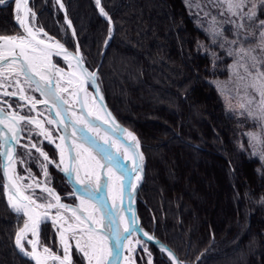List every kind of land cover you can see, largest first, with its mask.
Wrapping results in <instances>:
<instances>
[{"label": "trees", "instance_id": "1", "mask_svg": "<svg viewBox=\"0 0 264 264\" xmlns=\"http://www.w3.org/2000/svg\"><path fill=\"white\" fill-rule=\"evenodd\" d=\"M61 3L74 35L55 0H30L34 24L69 49L78 43L86 66H97L109 108L135 133L144 158L135 200L140 225L167 244L181 264H264V156L250 135L256 123L229 108L218 87L236 57L227 52L239 45L220 38L214 44L202 10L190 0H100L107 17L95 0ZM262 9L257 6L258 19H264ZM257 23L248 24L256 34ZM225 25V36L234 39L232 25ZM14 33H19L14 0H6L0 5V34ZM250 43H258L256 35L244 46ZM54 61L65 66L59 57ZM36 142L56 161L50 144ZM39 161L34 149L26 150L25 166L36 176H41ZM45 180L63 200L75 201L53 164L47 165ZM224 190L230 199L222 197ZM21 224L0 194V264H27L14 244ZM146 246L152 264H173L153 244ZM138 252V264H147L146 254ZM72 260L85 264L74 246Z\"/></svg>", "mask_w": 264, "mask_h": 264}, {"label": "snow or ice", "instance_id": "2", "mask_svg": "<svg viewBox=\"0 0 264 264\" xmlns=\"http://www.w3.org/2000/svg\"><path fill=\"white\" fill-rule=\"evenodd\" d=\"M24 2L27 3V0H24ZM95 2L98 6L100 5V0H95ZM5 3L6 0H0V5ZM20 4L21 0H16L17 10H19ZM258 5L264 6V0H217L216 6H223L224 10L232 17H238L239 22L236 20L227 21L234 25V39L229 40L228 37L223 35V31H217L216 29H212L211 35L214 44L219 37L230 45H239V47L229 50L227 55L238 56L239 60L236 64L243 67L245 72L253 77V83L249 87L253 88L260 96V100L257 102L259 118L264 121V70H262L264 69V19H258L257 17ZM246 8L247 11H245ZM27 12L30 13L31 10L28 9ZM100 13L105 17L108 16L102 7ZM262 14H264V9H262ZM16 19L19 21L23 33L15 36H0V41L3 42L0 43V79L5 76V71L8 75L14 74L17 78L22 77L29 89L32 88V85H35L34 91L39 92L41 96H45V99L33 102L34 98L25 96L23 94L24 88L19 87L20 101H27L32 109H35L36 104L43 103L46 107L50 106L51 109L56 110L55 115L59 119L47 121L49 125L57 124V130L62 127L65 133L60 137L61 143L56 144L60 157L56 167L73 177L76 184L83 189L82 192L72 193V195H77L80 200V205L77 207L61 203L60 196L56 195L53 189L47 187L42 189L43 192L48 194L44 198L47 203H38L40 197L33 198L25 195L21 191V186L17 184V180L9 175V169L11 168L14 172L17 163L13 144L14 142L19 143L20 135L28 125H35L40 130L37 134L43 135L50 143L53 142L52 134L44 127L43 122L35 117L20 115L15 111L6 113L4 107H0V167L3 168L4 175L9 181V183L3 185V188L8 193V204L12 211L18 215L22 214L26 218L23 227L16 233V246L24 255L34 260L35 264H50V262L51 264H73L70 254L73 244L70 241H74L75 249L87 260V264H109L108 258L115 254V250L110 247L111 241H116V248L118 249L121 246V239H127L125 234L133 232L136 225L135 216L131 221H127L125 217L121 216L124 196L123 182L126 179L123 169L127 168V165L121 164L118 156L109 149L115 148L117 154L122 155L125 160L131 162L133 167L130 171L134 174V179L138 183L142 178L140 173L142 172L144 159L143 154L138 151L139 141L132 132H128L126 129L123 131L131 141L126 145L118 144L108 134L107 130L101 135L102 129L97 121L110 125L114 131H120L119 125L115 124L111 113L105 112L102 117L97 112L88 109L86 99L78 111L73 110L68 101L61 95L67 92L68 89L61 88L59 80L54 81L52 79L53 75L61 76L64 70L56 68L51 63V56L53 53L59 56L63 52L64 60L69 61V68H72L71 61L74 60L75 69L69 75L79 79L81 85L90 82L98 94L96 73L89 71L84 66V58L79 54L78 49L76 54H72L68 53L58 41L54 44H46L45 40L39 38L41 33L47 36L42 28L33 30L26 19H21L19 15ZM245 20L248 22L258 21L256 27L260 29V39L254 47H244V42L256 35L255 31L244 22ZM109 31L111 32V29ZM242 34L243 39H241ZM49 39L51 38L49 37ZM219 46L223 48L224 43ZM256 48L261 50L259 59L256 55H253ZM56 49L60 51H55ZM246 58L251 60L250 67L255 69V73L250 71L248 64L239 63ZM231 67H235V65ZM15 83L19 86L20 79H16ZM79 90L85 91L83 87ZM0 95L14 97L17 92L5 91ZM85 96H87L86 91ZM98 99L102 101L103 97L99 96ZM252 102L253 100L250 99L249 103ZM0 103L6 102L0 101ZM11 107L12 105L9 104L8 108ZM240 107L244 108L245 105L242 104ZM101 108H103V105H101ZM86 109L88 110L86 111ZM248 115L256 117V113L253 112H249ZM69 129H71L70 132ZM250 135L253 139H256L255 135ZM28 138L31 140V135ZM66 142H70L67 150L65 148ZM24 147L29 151L35 149L43 158L41 167L45 176H47V165L55 163V161L51 160L48 154L34 143L30 144V147L29 145H24ZM17 179L23 178L17 177ZM27 187H31V185ZM37 187H39V184H37ZM128 187L130 189L128 195L131 198V189L135 185L130 183ZM105 188L109 189L111 193L109 196L111 204L108 205L107 211H105L103 198L98 195ZM50 198H54L55 203ZM51 209H57L56 215L51 218V223L54 226H59L57 235L63 255L53 252L47 246L38 247L40 243V226L49 220ZM61 209L70 212L75 223H68V218L59 211ZM128 211H131V208ZM65 224H67V227H65ZM29 234L35 239H28ZM23 242L31 245V251L25 250ZM162 250L167 252L174 264H180L171 250L163 247ZM149 264H151L150 261Z\"/></svg>", "mask_w": 264, "mask_h": 264}, {"label": "water", "instance_id": "3", "mask_svg": "<svg viewBox=\"0 0 264 264\" xmlns=\"http://www.w3.org/2000/svg\"><path fill=\"white\" fill-rule=\"evenodd\" d=\"M57 5L59 6V8L62 10V12L64 13V18H65V21L66 23L68 24L72 34L74 35V29H73V26L69 20V18L66 16L65 14V8L64 6L61 7L62 3H61V0H55ZM21 7H20V10H19V16L21 17V19H26V22H27V17H28V12L27 10L30 9V6H29V3H30V0H27V3L24 2V0H21ZM14 3H15V8H16V0H14ZM99 8V12H100V5L98 6ZM31 10V9H30ZM102 15V14H101ZM29 22V20H28ZM27 22V23H28ZM70 22V23H69ZM18 24V27H19V33H14V34H0V36H15V35H20L23 33V29L21 28L20 24H19V21L17 22ZM44 33H46L45 31H43ZM111 35V34H110ZM110 35L108 36V39L110 38ZM49 37L51 39H49ZM39 38L40 39H43L45 40L46 44H54L53 42L54 41H58L60 44H62L64 46V49L67 50L68 53H72V54H76L77 53V49L79 50V54H81V51H80V48L78 46V43L76 42L75 43V48L74 49H69L67 48L62 42H60L57 38H55L54 36L50 35L47 33V36H43L41 37L39 35ZM107 39V40H108ZM0 43H3L2 41H0ZM56 50H59V49H56ZM18 51V50H17ZM60 51V50H59ZM82 55V54H81ZM53 56L54 57H59L63 60V57L62 56H57L55 54L52 55V58H51V63L53 65H55V62L53 60ZM66 66V64H65ZM84 66L86 68H88L84 62ZM89 71L91 72H95L96 75H97V66L94 68V69H89ZM53 79V78H52ZM96 85L98 86L99 88V93L97 94L96 91L94 90V87L91 85V83L89 82L88 83V86L90 88V90L92 91L95 99L98 101L99 103V106L101 108V105H103V108H101V111H102V114L104 116L105 112H109L111 113V117L114 118V121H115V124L116 125H119V128H120V131H122L123 129H128L129 131L133 132L132 130H130L129 128H127L126 126H124L117 118L116 116L114 115V113L112 112V110L109 108L106 100H105V97L102 93V90L100 88V85L98 83V80L96 81ZM33 87L35 88V85H33ZM12 92L11 90H9L8 88H6L5 86H0V93L2 92ZM39 94V100L38 101H43L45 99V96H41L39 92H37ZM19 95L20 94H17L16 96L14 97H11V98H14V99H17L19 100ZM62 95V94H61ZM99 96H102L103 97V100L100 101L98 99ZM5 97H10V96H2L0 95V101H3V102H6V103H0V107H4L5 109V112L8 113V112H13L15 110L11 109V108H8V102L5 100ZM65 99V98H64ZM66 100V99H65ZM25 104H27L28 106L31 107L30 104L27 103V101H21ZM35 102V101H33ZM69 105L72 107L73 110H76L78 111L81 107V104H82V101L81 99L77 96V100H76V104L74 103H71V102H68ZM38 107H44L46 109V112L47 114L43 116V114L41 112L38 111ZM37 111L39 112V115L35 112V109H32V111L34 113H32L31 115H27V114H22L18 111H15V112H18L20 115H26V116H32V117H37L40 119L41 122H43L44 124V127L46 129H48V131H50L49 128L46 127V124L48 120H58L59 118L56 117L55 115V109H51L50 106L46 107L43 103H38L36 104V107ZM87 111V109H86ZM46 118V120H45ZM97 123L101 126V129L103 131L107 130L108 133H117V132H120V131H114L112 129V127L110 125H106V124H103L102 121H97ZM51 126L55 129V131L57 132V136L56 138L53 140V142H49L48 140H46L44 138L43 135H40L42 140L48 144H50L52 147H54V149L56 150L57 152V163H59V160H60V157H59V150L56 148V144L58 143H61V140H60V137L62 135H65L64 133V130L63 128L61 127L60 130H57V124H51ZM39 130V129H38ZM40 131V130H39ZM71 131V129H69V132ZM133 134L135 135V133L133 132ZM136 136V135H135ZM53 138V137H52ZM137 138V137H136ZM25 139V137L21 134L20 135V140H19V143L16 144L14 142L13 146H14V156H15V159L17 161V163L15 164V171L13 172L12 169L10 168L9 169V175H11L13 177V179H16L17 180V184L20 185L21 187L23 186L22 185V180L21 179H17L18 177V174H19V170L20 172H22V175L25 177V179L28 181V183L32 184V188L33 189H37L39 191H42L43 188L47 187V188H51L54 190L55 194L56 195H59L60 198H61V194L52 186L50 185L49 183H47L45 181V179L41 176V177H38L34 174H31L26 166H25V159H26V150H25V147L24 145H27L25 144V142L23 141ZM131 141L128 140V141H125V143H130ZM68 143L70 142H66L65 144V148L67 150V146H68ZM30 147V145H29ZM42 150V149H41ZM110 150V149H109ZM43 151V150H42ZM111 151V150H110ZM138 151L141 153V150H140V145H139V149ZM22 161V162H21ZM54 164V163H52ZM61 167H63L61 165ZM58 171L65 177L66 179V182L69 184L70 188H71V195L72 193L74 192H82L83 189L80 185L76 184L75 180L73 177H70L67 173L63 172L60 170V168H58ZM131 171L126 169L125 168V177L126 179L124 180V196H123V207L126 211V216L128 218L129 221L132 220L133 216H135V219H136V225H135V232L140 236V238L142 240H144L145 242L147 243H151L153 244L155 247H157L158 249H160L161 251L162 250V247L165 248V249H168V250H171L174 255L178 258V256L176 255V253L167 245L165 244L164 242H162L161 240H159L157 237H155V235L152 233V232H149L148 230H146L144 227H142L140 225V222H139V218L137 216V212H136V197H137V194H138V191H139V188H140V185L142 183V180H143V176H144V160H143V168H142V172L140 173L141 175V180L136 184V186L134 188L131 189V192H132V195H131V198L129 197L128 195V192L130 191L128 185L130 184L131 182ZM6 183H9V181L7 180V178L5 177L4 175V171H3V168L0 167V194H1V197L2 199L4 200L6 206L8 207V209L13 213L15 214V216L17 218H20L22 220V224L17 228L16 230V233L19 231V229L23 226L24 224V221H25V217L22 216V214H17L15 213L14 211H12L11 207L9 206L8 204V193L5 191V189L3 188V185L6 184ZM37 184H39V187H37ZM22 191V190H21ZM43 192V191H42ZM45 194H47L46 192H44ZM25 194V193H24ZM48 195V194H47ZM100 197L103 198V202L104 204L106 205V207L108 208V205H110L108 203V201L106 200L105 196H104V189L101 190V192L98 194ZM74 196L75 198V201L74 202H69V201H66V200H63L61 198V203H64V204H67V205H70L72 207H77L79 204L78 202V197L77 195H72ZM52 199V202L55 203V200L54 198H50ZM131 208V211H128V209ZM53 209L50 210V214L52 212ZM62 211L65 212V216L68 218L69 220V216H71V213L70 212H67L63 209H61ZM50 223H51V218H49L48 221L44 222L43 224H41L40 226V230H39V246L40 248H42L43 246H47V247H50L52 249L53 252H56L57 254H60V255H63V251L59 252L58 249H57V244L60 245L59 243V239L57 237V235L54 233V231L52 230V227L50 226ZM16 233H15V237H16ZM132 233V232H131ZM131 233H126L125 235L128 236L130 235ZM145 233H147V235H145ZM15 237H14V244H15V248L16 250L18 251V253L23 256L26 261H27V264H35V261L32 260L30 257L24 255L20 249L16 246V243H15ZM149 237H151V239H149ZM124 241L125 239H121V242H120V247L117 249L116 248V241L115 240H112L111 241V244H110V247L112 249L115 250V254L110 256L108 258L109 260V264H120L121 263V260L123 258V254H124ZM27 244V243H26ZM61 246V245H60ZM62 249V248H61ZM26 250V249H25ZM27 251H31V245L27 244ZM165 254H167L166 251H163ZM71 256H72V249H71ZM168 256V254H167ZM169 257V256H168ZM171 259V257H169ZM172 263L174 264L173 260L171 259ZM178 261L180 262V264L182 263V261L178 258ZM85 263L87 264V260L85 259Z\"/></svg>", "mask_w": 264, "mask_h": 264}, {"label": "rangeland", "instance_id": "4", "mask_svg": "<svg viewBox=\"0 0 264 264\" xmlns=\"http://www.w3.org/2000/svg\"><path fill=\"white\" fill-rule=\"evenodd\" d=\"M204 1H205L206 6H201L199 4L198 0H190L191 4L193 6L200 8L202 10V12L200 14L203 16V19H204L203 21L205 23V27L207 28L208 33L211 36V38H212V35H211L212 29H216L217 31H223V35L225 36L226 35V33L224 31V27L226 26L225 23H227V21H229V20H236L237 22H239V18L238 17H232L229 13H227L224 10L223 6H216L217 0H204ZM14 11H16V13L14 15H19V10H17V8L15 9V3H14ZM245 11H247V8L245 9ZM206 13H207V15H206ZM221 13H223V14H221ZM15 17H17V16H15ZM244 22L247 25L250 23L246 20ZM29 24L36 30L40 29V28H37L34 24V16H33L32 12L29 13ZM230 25H232V26H228V31L230 29V31L233 33L234 25L233 24H230ZM259 32H260V30H259ZM259 32L256 34V38L258 39V42L260 39ZM40 36L43 37L44 36L43 33H41ZM241 37H243V34L241 35ZM256 44L250 43L248 46H244V47H249V46L254 47ZM253 55H256L259 59L261 56V50L259 48H256V51L253 53ZM238 60H239V57L236 56L235 60L231 63V65L229 67L230 68L229 69V72H230L229 77L219 81L218 87H219V89L223 95V98H224V100H225V102L229 108L235 110L238 113H243L246 115H248L249 112L256 113L255 118L248 115L250 118L254 119L255 123H256V128L253 129V131L251 133V134L256 136V139H253L252 135H251V139H252V142L255 146V149L264 156V121H262L259 118L258 103H257L260 100V96L253 88L249 87V85L253 83V77L249 76L248 73L245 72L243 67H240L239 64H236V62ZM239 63L240 64H245V63L248 64L250 71L255 73V69H251V67H250V65L252 63L251 60H248L246 58L244 61H240ZM64 64H66V62H64ZM233 65H235V67H231ZM65 67H67V64ZM262 70H264V69H262ZM5 76H6V78H5ZM5 76L2 79H0V85L5 86L6 88L11 90L12 92H17V94H20L19 87H22V88H24L23 94L25 96H27L29 98H34L35 101L39 100V94L36 91H34L33 85H32V88L29 89L28 85L24 83L22 77L17 78V77H15L14 74L13 75H5ZM7 76H8V78H7ZM16 79H20V81H21L19 86H17L15 83ZM63 84H64L63 85L64 88L68 89V91L65 93H62V95L67 97V95H69L71 89L69 87L67 88L65 83H63ZM11 99H14V98L5 97V100L8 102V105L9 104L12 105L11 109L18 111L22 114H27V115H31L32 113H34L31 109V107L28 106L27 104H25V103H23L17 99H15L16 101L14 100L15 102H12ZM67 99H68V97H67ZM250 99L253 100L252 103H249ZM242 104L245 105L244 108L240 107V105H242ZM37 109L39 112H41L43 114V116H44V114L45 115L47 114L46 109L44 107H38ZM37 109H36V111H37ZM38 111L36 112L37 114L39 113ZM45 120H46V118H45ZM46 127L50 129V132H51L52 137H53L52 139L54 140L57 136V132L49 124H46ZM37 133H39V130H38V128H36L35 125L26 126L25 130L21 133L25 137V139L23 141L27 145L34 143L37 145V147L41 148L43 150V152L47 153L43 149V147L39 144V142H36V140H38V141L42 140L41 136L38 135ZM29 135L36 136L37 139L35 140V139L31 138V140H29V138H28ZM56 154H57V152H56ZM38 157L40 160L39 161L40 162L39 168L41 169V176L45 179L44 170L41 167V164L43 163V158L40 157L39 153H38ZM198 157L199 156H197V155L191 156L188 158V161L194 162L196 160V158H198ZM56 164H57V159L53 165L58 170V167H56ZM19 174H18V176L23 178L22 179V185L24 186V190L26 191V193L31 195L33 198L40 197V199L38 200V202H40V203H47V201L44 198L47 197L48 195L45 194L44 196H42V194L35 191L32 188L31 184L25 183L26 182L25 177L22 175V172H19ZM41 176H38V177H41ZM28 185H31V187H27ZM217 188H218V186H215V185L213 186V190H217ZM70 194H71V188H70ZM222 197L225 199H230L229 192L227 190H224ZM59 211L63 212L65 214L64 211H62V210H59ZM52 212H54V213L57 212V209H53ZM222 214H223L224 220L227 221L226 220L228 217L227 213H225V211L223 210V213L221 212V216H222ZM72 220L73 219L71 218V216H69V222ZM50 226H51V224H50ZM55 227L57 230L58 226H55ZM134 238H135V240H138V242H139L138 245L135 247V249H133L131 251V253H129V254H128V252L126 253L128 255V258L132 262L131 264H138V262H137V256L139 255L138 249L142 250L146 254L147 264H149V261L152 264L151 256L149 255V252L147 250L146 242L144 240H142L139 236H135ZM28 239H32L31 234H29ZM23 243H24V248L27 250L26 242H23ZM70 243H72L73 246L75 247L74 241H70Z\"/></svg>", "mask_w": 264, "mask_h": 264}, {"label": "bare ground", "instance_id": "5", "mask_svg": "<svg viewBox=\"0 0 264 264\" xmlns=\"http://www.w3.org/2000/svg\"><path fill=\"white\" fill-rule=\"evenodd\" d=\"M22 3V2H21ZM20 7H21V4H20ZM17 8V7H16ZM19 10H20V8H19ZM28 20H29V14H28V17H27V22H28ZM28 24H29V22H28ZM29 26H31L30 24H29ZM32 27V26H31ZM33 28V27H32ZM33 30H36V29H34L33 28ZM38 30V29H37ZM57 41H54L53 43H56ZM5 51H7V49H5ZM55 51H59V50H55ZM54 54V53H53ZM60 56H64V53L63 52H61V55ZM51 58H52V56H51ZM53 60H54V56H53ZM63 61L64 62H66V64H67V67H61V66H59L58 64H56V62H55V67L56 68H59V69H63L64 70V72L61 74V76H56V75H53V80L54 81H56V80H59V85H60V87L61 88H64V84L63 83H65V85L67 86V88L69 87L70 89H71V91H70V93H69V95H67V97H68V99H67V97H65L64 95H63V97L68 101V102H71V103H74V104H76V100H77V96L81 99V101H82V103L85 101V99L87 100V105H88V109H91L92 111H94V112H97L100 116H102L103 117V114H102V111H101V108H100V106H99V103H98V101L95 99V97H94V95H93V93H92V91L90 90V88H89V86H88V83H85V84H83V85H81V83H80V80L79 79H77V78H75V77H72L71 75H69V73L70 72H72L74 69H75V61L74 60H72L71 61V64H72V68H69V61H65L64 60V58H63ZM54 71V70H53ZM5 75H8V73H7V71H5ZM62 77V78H61ZM5 78H6V76H5ZM7 78H8V76H7ZM69 81H71V82H69ZM81 87H83L84 89H85V91H86V93H87V96H85V91H80L79 89L81 88ZM35 101V100H34ZM87 109V110H88ZM35 112H37L36 111V108H35ZM45 115V114H44ZM36 119H39V118H37V117H35ZM40 120V119H39ZM123 130H125V129H123ZM120 131V132H117V133H108L111 137H112V139L113 140H115L118 144H121V145H126V143H125V141H128V140H130L128 137H127V134L124 132V131ZM128 132H131V131H129L128 129H126ZM103 133H104V131L102 130L101 131V135H103ZM133 133V132H132ZM56 136V135H55ZM110 150L113 152V154H115V155H117L118 156V159L120 160V162H121V164H126L127 165V168L126 169H128V170H131V168L133 167V165L131 164V162L130 161H127V160H125L124 158H123V156L122 155H119V154H117L116 153V151H115V148H110ZM123 173H124V175H125V169H123ZM18 177H20V176H18ZM22 180V179H21ZM131 184H134L135 186H136V184H137V182L135 181V179H134V174H131V182H130ZM27 188V187H26ZM21 190L23 191V193H25V195H29L28 193H26V191L24 190V187L22 186L21 187ZM110 191H109V189H107V188H105L104 189V196H105V198H106V200L108 201V203L109 204H111V201H110V199H109V196H110ZM62 198V197H61ZM78 202H79V204H80V200L78 199ZM122 207H123V205H122ZM105 211H107V207H106V205H105ZM61 214L63 215V216H65V214L63 213V212H61ZM56 215V212L55 213H52V214H50V217L49 218H52V217H54ZM121 216H123V217H125L126 218V220L127 221H129L128 220V218H127V216H126V211H125V209H124V207H123V211H122V213H121ZM66 217V216H65ZM68 223H75V221L74 220H72V221H70L69 222V220H68ZM58 226V225H57ZM23 227V226H22ZM21 227V228H22ZM65 227H67V224H65ZM135 236H139L135 231H133L130 235H128L127 236V239H125V241H124V254H123V258H122V260H121V263L120 264H131L132 262H131V260L128 258V255L126 254L127 252H128V254L129 253H131V251L133 250V249H135V247L138 245V240H135ZM140 237V236H139ZM32 239H35V237H32ZM50 264H51V262H50Z\"/></svg>", "mask_w": 264, "mask_h": 264}]
</instances>
